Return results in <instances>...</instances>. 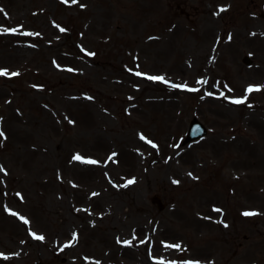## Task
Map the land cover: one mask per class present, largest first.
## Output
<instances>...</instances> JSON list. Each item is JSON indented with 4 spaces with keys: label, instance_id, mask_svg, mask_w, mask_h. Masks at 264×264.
<instances>
[{
    "label": "rangeland",
    "instance_id": "374dc122",
    "mask_svg": "<svg viewBox=\"0 0 264 264\" xmlns=\"http://www.w3.org/2000/svg\"><path fill=\"white\" fill-rule=\"evenodd\" d=\"M0 9V264H185L264 243V0ZM194 118L207 135L185 144Z\"/></svg>",
    "mask_w": 264,
    "mask_h": 264
},
{
    "label": "snow or ice",
    "instance_id": "6c2138e0",
    "mask_svg": "<svg viewBox=\"0 0 264 264\" xmlns=\"http://www.w3.org/2000/svg\"><path fill=\"white\" fill-rule=\"evenodd\" d=\"M63 2L67 3L68 0H63ZM76 2H77V0H72V3H76ZM81 7H83V5H81ZM225 10L226 9H224V8H221L220 9V11H225ZM3 11H4L3 9H0V12H3ZM5 31H7V30H5ZM11 31L12 32H16L17 30L16 29H12ZM60 31L63 32V31H65V29L61 28ZM23 34L24 35H33V33H28V32H25ZM36 35H39V34L37 33ZM88 55H93V53H88ZM135 74L137 76H141L142 75V73L139 72V71H137ZM6 75H9V73H8V71L6 69L0 70V76H6ZM11 75L12 76H17V75H19V73L18 72H12ZM147 79L148 80H151V81H161V82L167 83V80L163 76H153V75H149V76H147ZM198 83H207V81H198ZM172 87H174V88L187 87V85L173 84ZM187 90L188 91H193V92L198 91V89H196V88H188ZM260 90H261V87L260 86H249V88L246 91L248 93H251L253 91H260ZM208 95H211V93H208ZM221 95H223V93ZM246 100H247V96H245L243 98H239V99H233L231 102L234 103V104H244L246 102ZM69 122L72 123V121H69ZM0 138H6L5 133L2 130H0ZM140 138L142 140L145 139V137H143V136H141ZM147 142L149 144H151L152 147H154V148L157 147V145L154 144L152 141L149 140ZM114 156H116V153H112V157H114ZM112 157H110V159ZM73 159L76 160V161H81V162L86 163V164H96L97 163L96 160H94V159H85L80 154L74 155ZM0 172H3L5 174H7L6 173V170L3 168V166H0ZM189 175L191 176L192 174L189 173ZM134 183H135V178L129 179V180H127V182L124 185V187H127L128 185H131V184H134ZM173 183H177L178 184L179 181H175L174 180ZM17 195H19V194H17ZM92 195L95 196V195H97V193H92ZM216 211H220V210L219 209H216ZM11 214L13 216H16L17 215V213H15V212H12ZM257 214L258 213H255V212H245V213H243V215H245V216H252V215H257ZM19 218L25 224H28L29 223V220L27 218H25L23 216H20ZM221 223H222V221H221ZM224 226L225 227H228L227 224H225ZM31 235L36 240H39V241L45 240V237L43 235H38L35 232H32ZM77 239H78L77 234L76 233H73L72 240L73 241H76ZM118 242H119V240H118ZM123 243L126 244V245H130L131 244V241H124ZM70 246H71V244L64 245V247H70ZM167 247L179 249L180 248V245L179 244H170V245H167ZM61 250H63V249H61ZM6 258L7 257H5V259ZM173 264H175V262H173ZM185 264H199V262H197V261H186Z\"/></svg>",
    "mask_w": 264,
    "mask_h": 264
},
{
    "label": "flooded vegetation",
    "instance_id": "af4514ba",
    "mask_svg": "<svg viewBox=\"0 0 264 264\" xmlns=\"http://www.w3.org/2000/svg\"><path fill=\"white\" fill-rule=\"evenodd\" d=\"M261 17H264V14H261ZM252 44L253 42L251 43V45ZM255 71L256 70H254V74H255ZM238 203H241V202L239 201ZM227 211H225V213ZM224 230L230 231L233 234L232 232L233 228L225 227ZM233 238H236V235H234ZM226 246L230 252L227 258H224V259L208 258L202 261L199 259H196V260L201 261L202 264L203 263L204 264H264V243H247V245H244L243 243L236 244L234 242H231V243H227ZM211 249H213V246ZM247 258L248 260L249 258H252V259L249 260L248 262H245V259Z\"/></svg>",
    "mask_w": 264,
    "mask_h": 264
},
{
    "label": "water",
    "instance_id": "95a60500",
    "mask_svg": "<svg viewBox=\"0 0 264 264\" xmlns=\"http://www.w3.org/2000/svg\"><path fill=\"white\" fill-rule=\"evenodd\" d=\"M205 135H206L205 129L196 120H193L190 125V130L186 141L202 138ZM152 202L153 203L158 202V199L153 198ZM159 208L160 209L162 208L160 202H159ZM35 264H41V263H35Z\"/></svg>",
    "mask_w": 264,
    "mask_h": 264
}]
</instances>
